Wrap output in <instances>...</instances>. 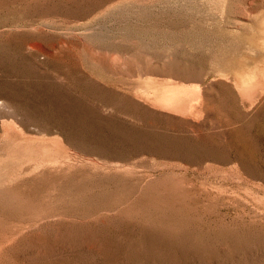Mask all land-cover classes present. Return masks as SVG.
I'll return each instance as SVG.
<instances>
[{"label": "rangeland", "instance_id": "374dc122", "mask_svg": "<svg viewBox=\"0 0 264 264\" xmlns=\"http://www.w3.org/2000/svg\"><path fill=\"white\" fill-rule=\"evenodd\" d=\"M0 264H264V0H0Z\"/></svg>", "mask_w": 264, "mask_h": 264}]
</instances>
